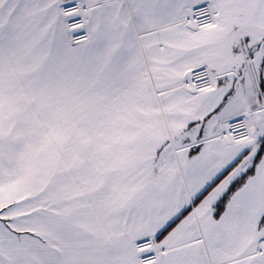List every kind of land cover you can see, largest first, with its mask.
I'll use <instances>...</instances> for the list:
<instances>
[{
	"label": "snow or ice",
	"instance_id": "1",
	"mask_svg": "<svg viewBox=\"0 0 264 264\" xmlns=\"http://www.w3.org/2000/svg\"><path fill=\"white\" fill-rule=\"evenodd\" d=\"M0 264H264V0H0Z\"/></svg>",
	"mask_w": 264,
	"mask_h": 264
}]
</instances>
